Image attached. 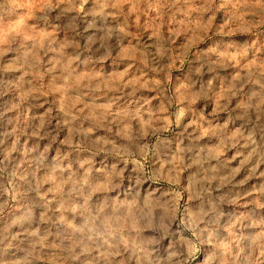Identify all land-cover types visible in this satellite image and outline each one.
Here are the masks:
<instances>
[{"label": "clouds", "instance_id": "1", "mask_svg": "<svg viewBox=\"0 0 264 264\" xmlns=\"http://www.w3.org/2000/svg\"><path fill=\"white\" fill-rule=\"evenodd\" d=\"M0 264H264V0H0Z\"/></svg>", "mask_w": 264, "mask_h": 264}]
</instances>
